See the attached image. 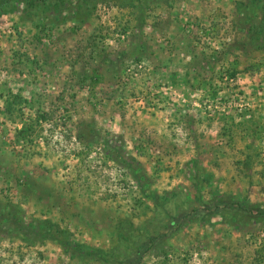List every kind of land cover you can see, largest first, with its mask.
Masks as SVG:
<instances>
[{
  "label": "rangeland",
  "instance_id": "374dc122",
  "mask_svg": "<svg viewBox=\"0 0 264 264\" xmlns=\"http://www.w3.org/2000/svg\"><path fill=\"white\" fill-rule=\"evenodd\" d=\"M75 2L0 13V204L115 254L0 231V264H264V0ZM212 193L251 212L191 219Z\"/></svg>",
  "mask_w": 264,
  "mask_h": 264
},
{
  "label": "trees",
  "instance_id": "16d2710c",
  "mask_svg": "<svg viewBox=\"0 0 264 264\" xmlns=\"http://www.w3.org/2000/svg\"><path fill=\"white\" fill-rule=\"evenodd\" d=\"M61 1L62 0H0V13L6 12L13 7H17L19 4L24 5L26 8H38V6H41L45 10L52 9L53 6L56 7L58 2ZM83 3H85L84 0H76L72 9L78 12L79 6ZM84 9L86 10L87 7H84ZM103 141L105 147L109 153L112 154L113 158L129 169L141 191L153 200L156 208H161L167 212L166 214H168V208L170 206L171 208L174 207L172 205L173 197L179 196V194L177 192L159 193L154 188H151L149 186L148 175L134 158L127 157L119 147L118 143L112 141L110 138L103 137ZM190 179L198 196H201L202 182L200 173H198L197 170L191 171ZM202 200L205 207L203 206L201 211L197 208H193L191 210V219H200L201 217L208 216L211 212L214 213L218 210L223 213H229L231 216L229 220L232 218V220L240 222V220H243V216H247V214L251 212V207L245 206L233 199V197L223 193H212L209 198ZM0 231L15 233L30 240L53 238L71 254L85 256L96 253L99 257L105 260L112 259L115 254L113 250H104L106 252L105 255L102 248L94 249L72 240L68 236L61 235L59 229L55 227V224L49 218L28 221L23 217L21 209L11 204H0Z\"/></svg>",
  "mask_w": 264,
  "mask_h": 264
}]
</instances>
